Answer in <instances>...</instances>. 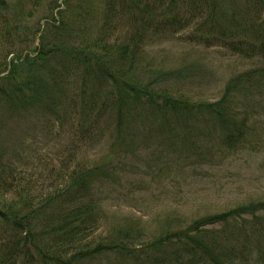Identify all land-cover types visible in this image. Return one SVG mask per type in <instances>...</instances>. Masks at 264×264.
Here are the masks:
<instances>
[{
    "label": "trees",
    "instance_id": "16d2710c",
    "mask_svg": "<svg viewBox=\"0 0 264 264\" xmlns=\"http://www.w3.org/2000/svg\"><path fill=\"white\" fill-rule=\"evenodd\" d=\"M172 39L259 64L217 102H196L172 83L182 73L149 63V48ZM257 109L264 0H0V264L264 263V203L176 219L153 240L100 233L105 188L121 179L116 157L137 153L139 141L179 142L199 160L202 139L244 151ZM22 129L39 146L66 140L44 175L23 166ZM105 141L121 152L88 163Z\"/></svg>",
    "mask_w": 264,
    "mask_h": 264
},
{
    "label": "rangeland",
    "instance_id": "374dc122",
    "mask_svg": "<svg viewBox=\"0 0 264 264\" xmlns=\"http://www.w3.org/2000/svg\"><path fill=\"white\" fill-rule=\"evenodd\" d=\"M148 60L155 69L182 73L172 80L176 89L196 102L209 103L221 98L233 77L259 64L222 49L194 47L177 39L150 47ZM255 113L249 122L250 143L244 151L225 153L213 146L212 139H202L200 145L208 158L199 160L191 148H183L179 142L156 147V141H139L137 153L116 157L121 179L109 181L105 188L106 220L100 233L111 236L120 230H137L143 240H153L179 227L173 225L176 219L184 225L251 202L264 203V111ZM27 132H19V149L28 158L23 166L29 175H44V166L52 160L58 163L59 146L66 140L56 144L51 139L39 146L43 140L39 142L38 137L36 142L35 135ZM120 152V148L111 152L105 141L89 152L88 163H100ZM253 258L250 264H264Z\"/></svg>",
    "mask_w": 264,
    "mask_h": 264
}]
</instances>
